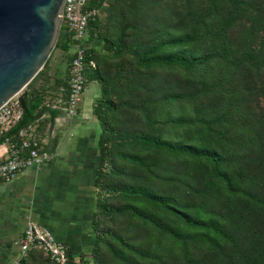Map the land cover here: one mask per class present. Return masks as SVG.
<instances>
[{
    "label": "trees",
    "instance_id": "16d2710c",
    "mask_svg": "<svg viewBox=\"0 0 264 264\" xmlns=\"http://www.w3.org/2000/svg\"><path fill=\"white\" fill-rule=\"evenodd\" d=\"M101 126L95 242L67 264H264V0H86ZM66 23L15 138L65 97ZM101 44V47L98 45ZM21 264H55L36 250Z\"/></svg>",
    "mask_w": 264,
    "mask_h": 264
},
{
    "label": "crops",
    "instance_id": "0c3cea01",
    "mask_svg": "<svg viewBox=\"0 0 264 264\" xmlns=\"http://www.w3.org/2000/svg\"><path fill=\"white\" fill-rule=\"evenodd\" d=\"M67 69L51 64L50 75L63 78ZM84 94L77 117L68 116L58 105L50 108L56 111L53 118L49 108L38 115L42 148L56 157L40 169L28 168L15 180L0 183V264L19 258L17 242L29 220L48 228L74 254L93 249L102 132L92 112L98 85L88 84Z\"/></svg>",
    "mask_w": 264,
    "mask_h": 264
},
{
    "label": "built area",
    "instance_id": "2783aa9c",
    "mask_svg": "<svg viewBox=\"0 0 264 264\" xmlns=\"http://www.w3.org/2000/svg\"><path fill=\"white\" fill-rule=\"evenodd\" d=\"M86 0H66L63 10V24H68L75 32L72 60L69 64L68 86L61 91L66 95L58 98L55 105L62 107L68 116L77 117L80 104L87 87L86 69L95 67L89 60L90 46L87 41V28L91 20L100 15V10L83 11ZM23 115L19 97H14L0 108V134L6 133L20 121ZM56 157L42 148L36 124L21 128L15 138H8L0 145V183L15 180L28 168L40 169ZM19 258L13 264H21L30 251L45 254L55 264L68 263V248L59 242L51 231L29 220L24 235L17 242Z\"/></svg>",
    "mask_w": 264,
    "mask_h": 264
},
{
    "label": "water",
    "instance_id": "95a60500",
    "mask_svg": "<svg viewBox=\"0 0 264 264\" xmlns=\"http://www.w3.org/2000/svg\"><path fill=\"white\" fill-rule=\"evenodd\" d=\"M66 0H0V108L19 97L43 69L58 43Z\"/></svg>",
    "mask_w": 264,
    "mask_h": 264
},
{
    "label": "rangeland",
    "instance_id": "374dc122",
    "mask_svg": "<svg viewBox=\"0 0 264 264\" xmlns=\"http://www.w3.org/2000/svg\"><path fill=\"white\" fill-rule=\"evenodd\" d=\"M68 55L69 54H67L66 52H63L62 50H56L51 59V64H53V66L54 65L57 66V68H62V70H64L65 66L68 64V57H69ZM51 64H50V67H51ZM89 85H91V83ZM83 97H85V94Z\"/></svg>",
    "mask_w": 264,
    "mask_h": 264
}]
</instances>
